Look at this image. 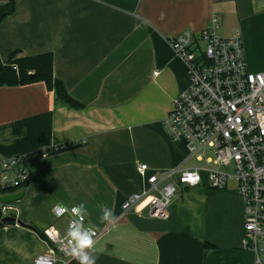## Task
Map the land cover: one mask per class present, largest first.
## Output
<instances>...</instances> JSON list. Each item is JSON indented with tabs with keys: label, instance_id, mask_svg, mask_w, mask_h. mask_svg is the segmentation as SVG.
Segmentation results:
<instances>
[{
	"label": "crops",
	"instance_id": "obj_1",
	"mask_svg": "<svg viewBox=\"0 0 264 264\" xmlns=\"http://www.w3.org/2000/svg\"><path fill=\"white\" fill-rule=\"evenodd\" d=\"M14 1L0 23V67L16 50L53 52L54 76L81 106L44 81L0 86V160L34 154L25 194L10 203L22 223L0 227V264H32L47 250L40 232L53 225L66 233L54 206L81 202L101 232L96 264H254L234 181L224 190L204 178L181 187L165 219L123 213L121 203L147 184L138 164L187 167L195 157L164 124L190 84L169 36L201 32L216 14L222 35L241 36L248 68L264 71V0ZM101 205L114 210V223L100 221Z\"/></svg>",
	"mask_w": 264,
	"mask_h": 264
},
{
	"label": "built area",
	"instance_id": "obj_2",
	"mask_svg": "<svg viewBox=\"0 0 264 264\" xmlns=\"http://www.w3.org/2000/svg\"><path fill=\"white\" fill-rule=\"evenodd\" d=\"M220 27L215 14L201 32L185 29L168 38L186 65L190 84L174 98L164 124L169 136L183 140L188 153L203 164L164 169L138 164L147 184L125 198L121 208L123 213L146 209L149 216L165 219L178 189L199 185L202 172L216 190L234 181L245 207L243 245L254 251V264H264V71H251L241 36H224ZM29 161V155L0 160L3 217L11 216L13 208L1 197L24 189L31 177ZM54 207V214L66 216L69 224L71 207ZM60 207L66 211L61 213ZM84 223L89 226L86 218ZM93 229L96 241L101 232ZM43 233L47 250L33 264H69L73 259L67 254L65 233L53 225Z\"/></svg>",
	"mask_w": 264,
	"mask_h": 264
},
{
	"label": "trees",
	"instance_id": "obj_3",
	"mask_svg": "<svg viewBox=\"0 0 264 264\" xmlns=\"http://www.w3.org/2000/svg\"><path fill=\"white\" fill-rule=\"evenodd\" d=\"M15 11V1L0 5V23L8 15ZM54 54L53 52H43L39 54H24L20 50L12 52L5 64L0 67V86L23 85L37 81H44L49 89H55L58 97L65 103L79 107L81 103L73 98L67 91L63 82L54 76ZM34 154H29L30 159ZM7 223L12 221H6ZM0 222V227L3 225ZM40 235L45 238L43 232ZM33 264V263H32ZM69 264H78L76 260H72Z\"/></svg>",
	"mask_w": 264,
	"mask_h": 264
},
{
	"label": "clouds",
	"instance_id": "obj_4",
	"mask_svg": "<svg viewBox=\"0 0 264 264\" xmlns=\"http://www.w3.org/2000/svg\"><path fill=\"white\" fill-rule=\"evenodd\" d=\"M53 211H56V207L53 208ZM65 211V208L60 207L61 213ZM100 211V221L102 223L111 224L117 219L114 210L106 205H101ZM70 214L72 219L65 233L67 254L76 260L78 264H96V233L91 226H85L84 221L87 216L85 204L81 202L78 205H73Z\"/></svg>",
	"mask_w": 264,
	"mask_h": 264
},
{
	"label": "water",
	"instance_id": "obj_5",
	"mask_svg": "<svg viewBox=\"0 0 264 264\" xmlns=\"http://www.w3.org/2000/svg\"><path fill=\"white\" fill-rule=\"evenodd\" d=\"M25 194V191L24 190H20L19 192L17 193H13V194H8V195H4L1 197V200L5 203H11V202H15V201H18L20 200L21 198H23ZM6 221H18L20 223H22L20 220H18L17 218L15 217H11V216H6L3 218V222H6Z\"/></svg>",
	"mask_w": 264,
	"mask_h": 264
},
{
	"label": "rangeland",
	"instance_id": "obj_6",
	"mask_svg": "<svg viewBox=\"0 0 264 264\" xmlns=\"http://www.w3.org/2000/svg\"><path fill=\"white\" fill-rule=\"evenodd\" d=\"M190 164L191 165H201V164H203V162H201V161L197 160V158L193 157L190 161ZM202 176L204 179H207L206 173L202 172ZM178 190H180V188Z\"/></svg>",
	"mask_w": 264,
	"mask_h": 264
}]
</instances>
